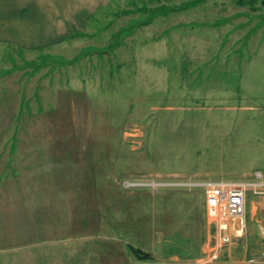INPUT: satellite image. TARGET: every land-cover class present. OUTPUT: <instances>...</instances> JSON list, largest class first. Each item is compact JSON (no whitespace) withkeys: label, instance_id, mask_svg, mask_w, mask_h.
Masks as SVG:
<instances>
[{"label":"rangeland","instance_id":"374dc122","mask_svg":"<svg viewBox=\"0 0 264 264\" xmlns=\"http://www.w3.org/2000/svg\"><path fill=\"white\" fill-rule=\"evenodd\" d=\"M238 1L114 0L68 44L23 54L0 45L2 174L34 159L41 175L86 186L76 206L87 212L72 202L70 221L40 209L39 237L100 230L131 254L154 249L151 264L207 234L208 254L242 242L223 246L198 186L264 172V6ZM90 203L103 204L100 217ZM251 208L264 222V200ZM260 222L252 232L248 222L238 260L194 263L264 264Z\"/></svg>","mask_w":264,"mask_h":264},{"label":"crops","instance_id":"0c3cea01","mask_svg":"<svg viewBox=\"0 0 264 264\" xmlns=\"http://www.w3.org/2000/svg\"><path fill=\"white\" fill-rule=\"evenodd\" d=\"M113 1L0 0V45L9 46L14 54H20L33 53L36 49L41 50L56 43L68 44L70 40L86 34L90 22ZM31 147L33 149V145ZM18 161L15 160L14 163L19 164V169L12 175H3V171L0 170V264H151L137 260L123 246L120 248L113 237L109 240L102 238L100 230L92 233L87 231L86 227L77 226L72 228L75 229L74 234L39 237V231L43 230L41 223L43 216L40 209L55 211V215L60 213L72 221L71 214H68V211H71L69 205L73 202L77 207L76 198L79 196V189L85 194L86 186L83 180H78L77 175L70 176L67 173L41 175L34 168V159L30 162L27 160L28 165H22ZM34 169L39 173L34 172ZM74 177L77 179H73ZM201 203L202 214L204 207ZM102 205H100L101 209L98 205L94 209L99 217L103 214ZM93 206V203L88 204V208H92L89 212L92 215ZM77 208L83 211L86 206L84 209ZM251 210L248 211V222L252 232L256 228L252 224H257L260 220L257 212L252 208ZM36 212L38 216L34 219ZM98 224L102 226L100 222ZM205 224L204 221L200 224L202 229L206 228ZM63 229V226L53 228L57 232ZM162 239L160 246L167 241L165 236ZM190 240L193 239L189 238L188 242ZM249 240L246 234L234 249L231 247L228 252L212 250L210 255L208 251L211 244L207 245L209 241L207 234L206 238L200 236L195 245H186L187 249L180 248L183 249L181 252H171L169 257L167 256L168 263L162 264H195L196 259L206 254L222 255L232 262L238 260L234 253L239 248H244L245 244L249 245ZM218 241L219 239H215V242ZM212 243L214 246V241ZM160 246L155 249L158 250ZM154 252L156 251L151 249L149 253L155 255ZM167 257L163 256V259ZM215 259L211 258L212 261Z\"/></svg>","mask_w":264,"mask_h":264},{"label":"built area","instance_id":"2783aa9c","mask_svg":"<svg viewBox=\"0 0 264 264\" xmlns=\"http://www.w3.org/2000/svg\"><path fill=\"white\" fill-rule=\"evenodd\" d=\"M198 186L204 190L208 220L220 235L223 246H230L244 237L248 228L249 200L253 197L259 202L264 200V172L255 171L240 180L220 179ZM259 232L264 238V222L259 223ZM210 255L209 259L219 257ZM260 259H250L247 264H260Z\"/></svg>","mask_w":264,"mask_h":264},{"label":"trees","instance_id":"16d2710c","mask_svg":"<svg viewBox=\"0 0 264 264\" xmlns=\"http://www.w3.org/2000/svg\"><path fill=\"white\" fill-rule=\"evenodd\" d=\"M159 0H150V4L155 5L158 4ZM239 4L242 3V1H238ZM249 2L257 3L258 0H249ZM262 5L264 6V0H262ZM132 253L134 257L139 261H145V262H152L154 260V257L151 253L145 252L141 249L132 248Z\"/></svg>","mask_w":264,"mask_h":264}]
</instances>
